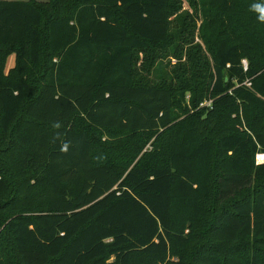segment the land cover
Here are the masks:
<instances>
[{
    "label": "trees",
    "instance_id": "trees-1",
    "mask_svg": "<svg viewBox=\"0 0 264 264\" xmlns=\"http://www.w3.org/2000/svg\"><path fill=\"white\" fill-rule=\"evenodd\" d=\"M196 1L198 83L179 0H0V264H264V0Z\"/></svg>",
    "mask_w": 264,
    "mask_h": 264
},
{
    "label": "rangeland",
    "instance_id": "rangeland-1",
    "mask_svg": "<svg viewBox=\"0 0 264 264\" xmlns=\"http://www.w3.org/2000/svg\"><path fill=\"white\" fill-rule=\"evenodd\" d=\"M26 1V0H21ZM39 2H49V0H37ZM178 17L172 26L173 34L178 36L179 44H182L181 59H173V56L166 59H161L156 62L153 78L156 79L155 73L157 69L168 65L167 71H170L174 66L180 63L186 67H190L196 78L191 79L193 83H198L204 76V68L212 64L211 54L208 52L206 45L201 37L202 14L196 0H179V11L174 16ZM182 35V37H180ZM192 54V58H190ZM15 64V57L11 56L8 60L7 69H10ZM141 63L139 64L140 67ZM190 94L187 95V101L190 99ZM264 155V154H260ZM261 158V159H260ZM260 159V162L258 160ZM257 163L264 164V158L257 156ZM264 182V179L262 180ZM4 229L1 228L0 232Z\"/></svg>",
    "mask_w": 264,
    "mask_h": 264
},
{
    "label": "clouds",
    "instance_id": "clouds-1",
    "mask_svg": "<svg viewBox=\"0 0 264 264\" xmlns=\"http://www.w3.org/2000/svg\"><path fill=\"white\" fill-rule=\"evenodd\" d=\"M251 10L256 12L257 15V19L261 22L264 23V3H254L251 5ZM63 150H67V146H64Z\"/></svg>",
    "mask_w": 264,
    "mask_h": 264
},
{
    "label": "built area",
    "instance_id": "built-area-1",
    "mask_svg": "<svg viewBox=\"0 0 264 264\" xmlns=\"http://www.w3.org/2000/svg\"><path fill=\"white\" fill-rule=\"evenodd\" d=\"M244 65H245V67H247V62L246 61L244 62ZM211 103H212L211 101H208V102H206L203 105L211 106ZM258 157H263L264 158V155H258ZM258 162H260V159L258 160Z\"/></svg>",
    "mask_w": 264,
    "mask_h": 264
},
{
    "label": "bare ground",
    "instance_id": "bare-ground-1",
    "mask_svg": "<svg viewBox=\"0 0 264 264\" xmlns=\"http://www.w3.org/2000/svg\"><path fill=\"white\" fill-rule=\"evenodd\" d=\"M261 159V158H260Z\"/></svg>",
    "mask_w": 264,
    "mask_h": 264
}]
</instances>
